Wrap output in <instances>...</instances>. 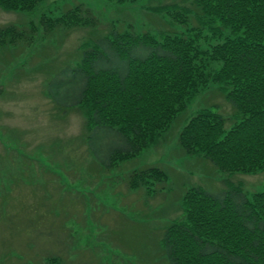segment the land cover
Returning <instances> with one entry per match:
<instances>
[{"label": "trees", "instance_id": "1", "mask_svg": "<svg viewBox=\"0 0 264 264\" xmlns=\"http://www.w3.org/2000/svg\"><path fill=\"white\" fill-rule=\"evenodd\" d=\"M45 1L0 0V8L33 12ZM180 1L148 8L155 17L164 15L169 28L141 34L132 25L119 30L113 24L98 43L84 44L72 70L78 85L53 98L55 106L80 107L88 132L114 135L107 159L117 167L158 145L214 84L231 105V118L210 108L198 111L180 131V147L230 176L264 173V0ZM100 23L91 9L77 4L60 17L42 16L38 26H0V50L32 45L40 29L44 35L98 31ZM167 179L160 167H147L134 171L128 185L154 197L161 193L156 185ZM159 247L168 264H264V189L250 196L242 184H227L218 194L188 189L182 217L164 227ZM45 263L62 261L53 256Z\"/></svg>", "mask_w": 264, "mask_h": 264}, {"label": "rangeland", "instance_id": "2", "mask_svg": "<svg viewBox=\"0 0 264 264\" xmlns=\"http://www.w3.org/2000/svg\"><path fill=\"white\" fill-rule=\"evenodd\" d=\"M172 3L184 4L46 0L33 12L0 8V26H38L42 16L60 17L77 4L101 22L98 31L57 29L44 35L40 29L32 45L0 50V264H46L53 256L62 264H168L160 252L161 236L166 225L182 217L188 189L218 194L227 184H242L249 196L264 189V173L230 176L207 160L187 156L178 143L180 131L202 109L231 118L232 107L217 85L197 96L158 145L117 167L107 159L114 135L88 132L80 107L55 106L53 98L78 85L72 70L84 44L98 43L113 24L119 30L132 25L141 34L169 28L164 15L155 17L148 8ZM147 167L168 174L154 197L128 185L134 171Z\"/></svg>", "mask_w": 264, "mask_h": 264}]
</instances>
